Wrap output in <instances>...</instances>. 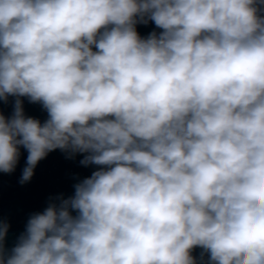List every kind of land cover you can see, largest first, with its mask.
I'll return each mask as SVG.
<instances>
[{
  "label": "clouds",
  "instance_id": "1",
  "mask_svg": "<svg viewBox=\"0 0 264 264\" xmlns=\"http://www.w3.org/2000/svg\"><path fill=\"white\" fill-rule=\"evenodd\" d=\"M10 97L0 173L97 169L11 248L0 220V264H264V0H0Z\"/></svg>",
  "mask_w": 264,
  "mask_h": 264
}]
</instances>
